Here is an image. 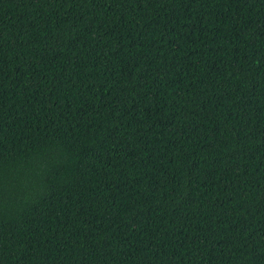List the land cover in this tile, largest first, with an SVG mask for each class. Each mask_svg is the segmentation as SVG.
<instances>
[{
    "label": "trees",
    "instance_id": "1",
    "mask_svg": "<svg viewBox=\"0 0 264 264\" xmlns=\"http://www.w3.org/2000/svg\"><path fill=\"white\" fill-rule=\"evenodd\" d=\"M0 264H264V0H0Z\"/></svg>",
    "mask_w": 264,
    "mask_h": 264
}]
</instances>
